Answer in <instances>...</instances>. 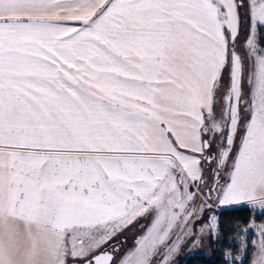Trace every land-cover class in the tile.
<instances>
[{"label":"snow or ice","instance_id":"obj_1","mask_svg":"<svg viewBox=\"0 0 264 264\" xmlns=\"http://www.w3.org/2000/svg\"><path fill=\"white\" fill-rule=\"evenodd\" d=\"M258 34L264 0H0V264H173L213 192L264 212ZM201 161H230L228 182L204 194ZM150 210L114 258L105 245Z\"/></svg>","mask_w":264,"mask_h":264},{"label":"rangeland","instance_id":"obj_2","mask_svg":"<svg viewBox=\"0 0 264 264\" xmlns=\"http://www.w3.org/2000/svg\"><path fill=\"white\" fill-rule=\"evenodd\" d=\"M245 10H241L242 13V20L244 24L247 23L246 19L243 17V12ZM246 35V32L242 29L240 36L238 37L237 41V51L240 52V54L243 56L244 54V47H243V40L244 36ZM243 91L245 95L243 96V99L248 100L249 95H250V88L245 84L243 86ZM248 115L247 111H243L241 114L242 117V122H244V119H246ZM237 143H239V140H237ZM218 151V148L216 145L213 146L212 149V154L215 155L216 152ZM202 162L203 166V181L204 184H201L200 187L203 189V193L206 194L209 192L210 189L217 188L218 185H223L222 181L226 177H228V173L230 172V161L229 165L224 166L219 170V175L216 173V165L215 163H206L204 161ZM205 184L207 187H205ZM194 190V189H190ZM216 192L215 194L213 193V199L207 201L208 204H211L212 207H204L203 210L200 212V215L198 217H193L192 222L189 225H182V227H189L191 229L192 235L184 237L180 243L179 249L176 252V254L173 256V264L180 259L182 256L189 255L192 253L196 252H202L209 254L213 252L215 249V241L218 235V224H217V215H216V210L220 208L221 206H218L217 200H216ZM204 203L203 195L198 194L197 197L194 199L193 204L196 206L201 205ZM253 206V205H252ZM254 212L256 214H262L263 217L260 220H254L252 219L247 225H244L243 228L247 229V231L243 232L240 235H237L235 238L236 242L238 243V248L239 250L242 247V244H247L250 242L252 245L253 241H257L259 237V231L256 227L253 226H258L264 224V212H262L258 207H254ZM154 217V211L150 210L148 213H146L143 216H139L135 218L130 224L127 225V227L123 228L122 230L118 231L115 236L112 237L111 240L108 241H120L121 242V250L119 251L118 254L115 255L114 258L121 257L127 250L131 249L136 240L142 236L147 229V227L151 224V221ZM215 217V229H214V234L210 233L208 229L205 228L206 225H209L212 223L211 218ZM205 228V231L201 233V229ZM179 234V233H178ZM125 236V240H122L121 237ZM198 239L199 243H194V241ZM255 249L252 247V252H251V261L253 259ZM232 253V252H230ZM240 255V252L238 253H232V257H229V261L232 264V258L235 256ZM157 264H159V258L157 257ZM73 259H69V263L72 262ZM239 264V262H237Z\"/></svg>","mask_w":264,"mask_h":264},{"label":"trees","instance_id":"obj_3","mask_svg":"<svg viewBox=\"0 0 264 264\" xmlns=\"http://www.w3.org/2000/svg\"><path fill=\"white\" fill-rule=\"evenodd\" d=\"M258 43L264 47V39L258 34ZM215 194V192H213ZM218 235L215 241V249L213 252L206 254L196 252L182 256L174 264H231L226 253H238V243L235 238L244 231L243 226L247 225L252 219L260 220L263 213L256 214L254 208L248 202H239L229 205H223L216 210ZM246 249L248 264H250V256L252 245L247 243Z\"/></svg>","mask_w":264,"mask_h":264},{"label":"flooded vegetation","instance_id":"obj_4","mask_svg":"<svg viewBox=\"0 0 264 264\" xmlns=\"http://www.w3.org/2000/svg\"><path fill=\"white\" fill-rule=\"evenodd\" d=\"M122 240H125V236L121 237ZM105 247L109 250L112 251L113 248H118L119 251L121 250V242L114 240V241H110L107 245H105ZM119 252H114L113 255L115 257L116 254H118Z\"/></svg>","mask_w":264,"mask_h":264},{"label":"crops","instance_id":"obj_5","mask_svg":"<svg viewBox=\"0 0 264 264\" xmlns=\"http://www.w3.org/2000/svg\"><path fill=\"white\" fill-rule=\"evenodd\" d=\"M248 115H249V114H248ZM248 115H247L246 119H244V122L247 121V119H248ZM182 151H185L186 154H187V152H188V150H182ZM197 155H198V154H197ZM201 163H202V162H201ZM228 180H229V175H228V177H226L225 179H223L222 183L225 184V183L228 182ZM240 202H247V201H245V200H241ZM216 204H217L218 206L229 205V204H222V203H219V202H217ZM231 204H233V203H231Z\"/></svg>","mask_w":264,"mask_h":264},{"label":"water","instance_id":"obj_6","mask_svg":"<svg viewBox=\"0 0 264 264\" xmlns=\"http://www.w3.org/2000/svg\"><path fill=\"white\" fill-rule=\"evenodd\" d=\"M69 264H74V261L70 262Z\"/></svg>","mask_w":264,"mask_h":264}]
</instances>
